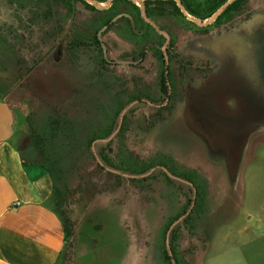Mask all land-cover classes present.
I'll return each instance as SVG.
<instances>
[{
    "label": "rangeland",
    "instance_id": "1",
    "mask_svg": "<svg viewBox=\"0 0 264 264\" xmlns=\"http://www.w3.org/2000/svg\"><path fill=\"white\" fill-rule=\"evenodd\" d=\"M69 1L63 7L53 0H0L3 96L31 125L59 187L72 188L82 181L81 198L72 206L75 234L67 239L56 264H74L76 245L87 239L84 226L79 225L88 215L94 223L101 222L92 235L98 242L95 248L83 245L85 253H78L75 264H165L161 253L171 251L170 235L195 202L189 211L191 187L168 175L174 174L161 161L170 165L171 157L155 150L159 144L187 162L195 156L223 160L224 150L228 151L233 164L230 171L250 174L253 179L235 181L233 194L240 201L242 196L240 204L244 200L251 211L264 213V94L252 102L245 101L244 94L259 78L264 86V0H242L225 12L233 0L209 22L227 0H183L198 13L220 3L204 18L190 14L182 0L186 11H181L176 0L178 10L172 3L146 5L144 0V12L146 6L151 12L146 14L149 21L137 1L111 0L101 8L84 0L97 10L114 6L111 21L115 24L100 37L103 14L80 1ZM39 29L45 44L39 51L41 60L33 64ZM161 76L167 81L168 96L160 91ZM170 96L172 110L184 102L183 120L177 117L172 124L154 128L169 115L150 127L155 120L152 115L168 105ZM202 107L214 110L211 120L201 117ZM248 112H253L251 117L246 116ZM224 120L238 125L235 137L233 127ZM181 121L188 123V129L180 128ZM110 122V133L91 141L89 157L84 152L88 139ZM105 146V154L116 163L121 160L129 170L102 161L99 153ZM73 162L82 166L77 176L70 169ZM142 166L149 168L138 172ZM165 175L172 181L167 182ZM244 185L247 190L252 185L254 192L249 193ZM202 186L205 190L206 183ZM179 198L183 200L179 212L188 213L178 223L173 224L180 216L170 222L169 217L160 226ZM241 209L235 216L242 219ZM227 230L224 238L217 231L202 264H264V221L254 229ZM194 231L191 235L184 227L178 232L177 251L187 264L200 259L207 242L206 233Z\"/></svg>",
    "mask_w": 264,
    "mask_h": 264
},
{
    "label": "crops",
    "instance_id": "2",
    "mask_svg": "<svg viewBox=\"0 0 264 264\" xmlns=\"http://www.w3.org/2000/svg\"><path fill=\"white\" fill-rule=\"evenodd\" d=\"M180 105H176L171 116L154 128L172 124L177 117L185 116L184 102ZM181 124L182 121L179 126ZM230 125L235 137L238 125ZM187 127L189 125L185 122L180 128L185 130ZM202 140L206 147L205 139ZM154 148L159 153L170 156L179 171H195L198 175L197 181L206 183L203 213L197 220L196 232L206 233L207 242L200 259L194 260L193 264H202V259L207 255L204 252L214 243L217 231V236L224 238L230 227L254 229L264 221V213L251 211L250 206L245 207L244 200L243 205L240 204L242 196L240 201V198L233 194L235 181L248 182L253 179L250 174H234L230 171L233 164L228 151L224 150L223 160L209 157L210 159L205 161V158L199 159L195 156L187 162L186 159H176L160 144ZM205 150L207 154L210 151L207 147ZM195 154L197 155L196 150ZM41 155V148L32 138L30 128L21 119L16 108L0 95V264H56L65 251L63 219L53 205V182L47 169L40 165ZM244 189L247 190L246 185ZM247 191L254 192L252 185L248 186ZM180 198L178 205L173 206L175 209L159 221L160 226L164 227L168 218L179 212L183 205V200L179 201ZM241 207V213L245 214L242 219L235 216L236 213L240 215ZM87 212L92 214L89 210ZM90 216L79 225L84 226L85 232L87 231V239L84 243L79 241L78 246L76 245L78 253L83 252V245L86 244L85 248L90 249L95 248L94 245L98 242L92 236L96 227Z\"/></svg>",
    "mask_w": 264,
    "mask_h": 264
},
{
    "label": "trees",
    "instance_id": "3",
    "mask_svg": "<svg viewBox=\"0 0 264 264\" xmlns=\"http://www.w3.org/2000/svg\"><path fill=\"white\" fill-rule=\"evenodd\" d=\"M53 1L56 2L57 5L63 6V7H68L69 4L71 3L69 0H53ZM74 1H76V2L80 1L86 7L92 8L93 10H96L97 12L102 13L103 14V16H102L103 26L106 25L108 29L114 26L115 22L111 21V18L113 17V14H112V9L114 8L113 5H111L110 8L105 9V10H97V9H95V7L86 3L84 0H74ZM96 1L105 2L106 0H96ZM222 1H224V0H221L220 2H222ZM241 1L242 0H235L233 3H231L228 6V8L225 10V12L237 8L239 6V3H241ZM182 2L184 3L187 11L190 14H192L194 16H198L200 18H204V17L208 16V14H210L220 4V3H217V4L209 7L205 13H198L195 10H193L192 8H190L189 6H187L183 0H182ZM155 3H163V4L172 3L177 8L174 0H154V1L147 0L146 1V5L155 4ZM177 10H178V8H177ZM146 14H148V15L151 14L149 7H147V6H146ZM42 34H43V32L39 29L38 35L36 38L37 43L35 45L36 52H38V53H37V57H34V59L32 60L33 64H36L42 58V56L39 53L42 46L45 44L44 36H42ZM95 44H96V46H98L100 48V41L97 39V37L95 38ZM8 53L11 54V52H8ZM102 61H103V63H106L104 59H102ZM176 62H178V61H176ZM159 86H160V91L164 95L168 96V84H167V81H166L164 76H161ZM4 92L5 91H2L0 89V95L3 96ZM172 99H173V97L170 96L168 105L163 107V108H158L157 112H155L152 115L155 117V120H154V122L150 123V125H149L150 127L154 126L155 121L164 120L169 115L171 116L172 108H173ZM164 110H166L167 113H165L163 115L162 112ZM29 128L31 131L32 138L33 139L36 138L37 136L34 134L31 125H29ZM111 128H112V125L110 122V124L108 125V127H106V129H104L100 133L94 134L92 137H90L88 139L86 146H85V149H84V152L88 153L89 157L92 158V154H91V150H90L91 141L93 139H96V138L106 137L110 133ZM38 143L40 144V142H38ZM106 150H107L106 146L100 150L99 156L102 159V161L108 162L114 166L117 164L116 167H119L123 170H129L128 168H125L123 166L124 164H121V163H123V162H120L121 160L118 161L119 163H116V161L114 159H110L109 156H107L105 154ZM41 151H42V157L40 160V165L47 169V171H48V173L52 179L53 187H54V190H53V199H54V203H55L54 207L60 213V215L63 219L64 232H65L66 241H67V239L73 237L75 234L76 220L74 219V216H73L72 206L74 204H76L81 198L82 181L80 180L72 188H70L68 185H64L62 188L59 187L58 178L56 177L55 171L53 170V167L47 162L45 151H43V150H41ZM169 161H170V165L163 162V161H161L162 164L161 163L160 164L167 166V168L170 170V172H172L174 175H177L180 178L191 182L196 187V199H195V205H194L193 209L191 210V212L189 213V215L183 220L182 224L178 225L177 228L170 235V241L169 242H170V246H171L172 255L171 256L168 255L166 253V251H164V250L161 254H162V257L164 258L165 264H172L171 259H173L176 262V264H187L185 261H183L179 258V252L177 251V248H178L177 238L179 236L178 234H180L178 232H179V229L187 227V228H189V233L191 235H195L194 229L196 228L197 220L199 219L200 215L203 213V199H204L203 188H204V186H202L203 181H201V180L197 181L198 175L196 174L195 171H186V172L179 171L174 166L171 158L169 159ZM73 163H74V166L72 165V167H70V169H71V171H72V169H74L73 173L75 172V174L77 176L78 175L77 170H81L82 166L76 165L77 164L76 162H73ZM148 168H149V166H142L138 170V172L146 171ZM133 171L136 172L135 170H133ZM165 177H166L167 182L172 181L168 176L165 175ZM131 180L133 181L134 179H131ZM142 180H147V179H142ZM184 211L185 210L183 209L181 212L177 213L173 217H170L169 222L178 218L179 216L183 215ZM93 220L94 219H92L91 222L95 225V227L99 228L98 225L100 226L101 222L98 221L97 223H94ZM97 228H95V229L97 230ZM86 233H87V231H86Z\"/></svg>",
    "mask_w": 264,
    "mask_h": 264
},
{
    "label": "water",
    "instance_id": "4",
    "mask_svg": "<svg viewBox=\"0 0 264 264\" xmlns=\"http://www.w3.org/2000/svg\"><path fill=\"white\" fill-rule=\"evenodd\" d=\"M87 2H89V3H91V4H95V5H97L98 7H101V8H105V7H107L109 4H110V2H111V0H106V2H105V4H103V3H101V2H98V1H96V0H86ZM132 1H137V2H139L141 5H142V10L144 9L143 8V1L144 0H132ZM233 0H227L225 3H223L212 15H211V17H210V19L208 20V22L209 21H211V20H213L228 4H230L231 2H232ZM176 2H177V4H178V6H179V8L181 9V11H186L185 10V7L183 6V4H182V2H181V0H176ZM142 14H143V16H144V18L146 19V20H148L149 21V18L147 17V15H146V13L144 12V10L142 11ZM188 17L191 19V20H194V21H196V22H199V19L197 18V17H194V16H191V15H189L188 14ZM105 28H107V26L106 25H104V26H102L100 29H99V31H98V37H100V34H101V32L105 29ZM104 47V46H103ZM104 53H105V49H104ZM168 174V173H167ZM168 175H170V177L172 176V177H174L176 180H179V181H181V182H184V183H187V184H189L191 187H192V193H193V196H192V202H191V207L188 209L189 211L191 210V208H192V206L194 205V202H195V199H196V188L193 186V184L191 183V182H189V181H187V180H184V179H182V178H180V177H178V176H175V175H172V174H168ZM188 212H186L185 214H183V215H181L178 219H176L174 222H173V224L174 223H178L180 220H182L184 217H185V215L187 214ZM169 249V248H168ZM168 254L171 256L172 255V253H171V251H170V249L168 250ZM171 262H172V264H176V262L173 260V259H171Z\"/></svg>",
    "mask_w": 264,
    "mask_h": 264
},
{
    "label": "flooded vegetation",
    "instance_id": "5",
    "mask_svg": "<svg viewBox=\"0 0 264 264\" xmlns=\"http://www.w3.org/2000/svg\"><path fill=\"white\" fill-rule=\"evenodd\" d=\"M257 69V68H256ZM255 74L257 75V74H260V71H256L255 70ZM260 80H259V82H258V84L257 83H255V86H250L249 85V87H248V89L246 90V91H244V94H245V101H250V102H252L253 100H255V97H256V95H261L262 96V94H264V86L262 85V80H261V78H259ZM234 80H233V84H234ZM259 85V92L257 93V90H256V87ZM236 95L237 94H235V95H232V96H234V97H236ZM241 94H238V96H239V98H241V96H240ZM263 97V102H264V96H262ZM207 109H205V110H203V107H202V109H201V117H204V120L206 119L207 121H209V120H211V118H212V116H213V114H214V110L213 111H211L208 107H206ZM251 113H253V112H248V113H246L247 115V117H251L252 115H251ZM221 115L220 116H222V118H226V116H225V114H224V112H222V113H220ZM225 122H226V124H231V122L229 123L228 122V120H224ZM221 123V122H220ZM238 133V132H237ZM236 132H235V134H237Z\"/></svg>",
    "mask_w": 264,
    "mask_h": 264
}]
</instances>
